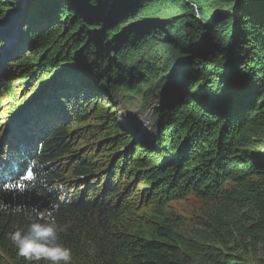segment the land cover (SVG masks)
<instances>
[{
	"label": "trees",
	"instance_id": "obj_1",
	"mask_svg": "<svg viewBox=\"0 0 264 264\" xmlns=\"http://www.w3.org/2000/svg\"><path fill=\"white\" fill-rule=\"evenodd\" d=\"M208 1L0 0V256L10 264L28 262L8 234L36 212L46 220L60 195L53 216L72 264H249L188 237L166 207L188 196L239 206L264 240V0ZM50 79L60 86L4 129ZM141 85H166L170 98L144 140L113 105L117 90ZM28 168L34 179L6 187Z\"/></svg>",
	"mask_w": 264,
	"mask_h": 264
},
{
	"label": "rangeland",
	"instance_id": "obj_2",
	"mask_svg": "<svg viewBox=\"0 0 264 264\" xmlns=\"http://www.w3.org/2000/svg\"><path fill=\"white\" fill-rule=\"evenodd\" d=\"M22 1L24 0H19V2ZM166 5L163 6L162 12L164 14L177 10V4ZM136 18L138 16L129 19L127 23ZM3 20L4 18L0 21V23L2 22L1 25ZM10 24L11 20L8 21V25ZM157 49L161 50L162 46L155 43L151 47L150 53L157 51ZM162 88L169 90L167 86L156 89L149 85H141L139 90L119 89L114 94V112L118 114V121L124 128H128L138 140H144L147 138L145 134L152 132V129L150 130L152 126L146 125L149 123L151 125L154 120L152 112L160 101L159 96ZM0 101L1 104L5 101L2 91H0ZM2 108L3 106L0 107V111ZM254 180L252 179V181ZM228 184L230 185V183ZM141 187L142 185H137V188L140 189ZM167 205V208L170 207L185 218L184 230L188 237L194 239L200 237V239L209 240L224 250L225 248L228 249V252L242 254L249 264H264V240H259L252 233V228L240 220L241 207L216 201H203L194 196H188L179 201H171ZM0 264L10 263L0 256Z\"/></svg>",
	"mask_w": 264,
	"mask_h": 264
},
{
	"label": "clouds",
	"instance_id": "obj_3",
	"mask_svg": "<svg viewBox=\"0 0 264 264\" xmlns=\"http://www.w3.org/2000/svg\"><path fill=\"white\" fill-rule=\"evenodd\" d=\"M2 135V134H1ZM32 187H36L35 184ZM42 190L53 191L54 189L47 185ZM63 192V187L55 189ZM64 202V196H58V202L51 203V209L47 213L45 220L39 212L34 213L35 218L28 224L27 228H17L8 234V238L15 245L17 254L23 257L28 264L44 261L46 264H72V250L60 242L59 230L53 216V211L60 207ZM0 209H6V205L0 203ZM16 212L20 209L16 208Z\"/></svg>",
	"mask_w": 264,
	"mask_h": 264
},
{
	"label": "water",
	"instance_id": "obj_4",
	"mask_svg": "<svg viewBox=\"0 0 264 264\" xmlns=\"http://www.w3.org/2000/svg\"><path fill=\"white\" fill-rule=\"evenodd\" d=\"M59 86L60 84L57 81L50 79L44 82L42 86L36 88L33 92H31L30 96L22 104H20V107L17 108L18 110L14 112L9 119L6 120L4 129H6L9 126H12L14 122L16 121V119L22 116L29 108L33 107L38 102V100L43 98L46 92H48L49 90L53 88L59 87ZM159 99L161 102H165V103L169 102L170 100L169 90L167 88H162ZM3 136H4V133L2 132L1 137ZM1 137H0V140H1Z\"/></svg>",
	"mask_w": 264,
	"mask_h": 264
},
{
	"label": "snow or ice",
	"instance_id": "obj_5",
	"mask_svg": "<svg viewBox=\"0 0 264 264\" xmlns=\"http://www.w3.org/2000/svg\"><path fill=\"white\" fill-rule=\"evenodd\" d=\"M32 179H34L32 169L28 168L26 169L24 176L21 177L20 181H18L15 185H7L6 187H21L22 188L24 186L23 180H32Z\"/></svg>",
	"mask_w": 264,
	"mask_h": 264
}]
</instances>
